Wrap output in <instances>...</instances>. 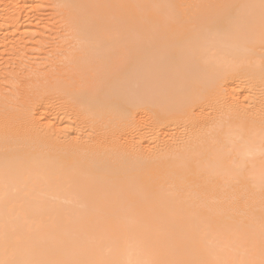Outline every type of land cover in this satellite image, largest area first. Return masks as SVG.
Listing matches in <instances>:
<instances>
[{
	"label": "bare ground",
	"instance_id": "6f19581e",
	"mask_svg": "<svg viewBox=\"0 0 264 264\" xmlns=\"http://www.w3.org/2000/svg\"><path fill=\"white\" fill-rule=\"evenodd\" d=\"M74 7L109 68L58 86L90 137L0 109V264H264V97L234 86L264 73V0Z\"/></svg>",
	"mask_w": 264,
	"mask_h": 264
},
{
	"label": "rangeland",
	"instance_id": "374dc122",
	"mask_svg": "<svg viewBox=\"0 0 264 264\" xmlns=\"http://www.w3.org/2000/svg\"><path fill=\"white\" fill-rule=\"evenodd\" d=\"M73 5L74 0H0V109L8 105V107H12L13 112H17V108L19 109V107L24 110L23 108L26 107V104L36 106L41 102L42 105L36 106V109L38 110V107H40V111H47L53 114L55 122L59 125H57L59 129L64 130L60 133V136L55 134L54 136L56 137L53 136L54 139L52 137L49 138L50 141L53 139V142L51 141L52 143H55V138L63 142L64 139L74 137H84L86 140L90 137L89 126L81 124L73 112L75 108L78 109L80 106L83 107L82 105L84 104L76 101L75 103L73 101L74 104L66 99L65 95L62 94V88H60L63 81L70 82L74 79L72 81L74 85H70L69 88L74 91L85 89V92L91 93L90 89L93 91V88H97L96 85V87L93 86V82L95 84L97 81V76L99 75L100 77L101 71L103 73L106 71L101 67L105 69V67L108 66V62L104 60L100 61L105 62L106 66H101L102 63L100 61H98L100 62L99 64L95 63L97 61L93 59L94 56L96 57L99 55L97 59L99 57L103 58V56H100V53L95 55L96 52L94 50L96 49L91 50L87 48L89 45L87 40L88 34L86 29H83L82 26L84 22V26L86 23L88 24L91 22L93 17L87 19L82 13L84 9H81V11H79L80 9L78 8V10L77 7L72 9ZM214 9H217V7H214ZM75 10H78V13L81 12V16L83 17L81 18L82 20L79 18L80 16L78 17ZM75 15H77V17ZM73 16H75V19L77 18V23L76 20L73 19ZM192 16H195V14L191 15V17ZM78 18L80 20H78ZM117 41L120 40H116V42ZM87 49L91 50L92 52H90L93 53L94 56L93 54L91 55ZM92 63H94L96 67L98 64V68H95ZM83 66L86 67V69L83 68ZM77 67L83 68V71L82 69H78L80 73L77 72ZM93 68H95V70H93ZM91 69L92 71L90 73L93 72L94 75L99 69L101 71L99 70L100 72L96 74V76H93V74H89V70ZM106 69L108 71L109 68L107 67ZM82 73H84L83 77L86 78V83H84L83 78L80 77L83 75ZM86 73L89 74L90 77L89 75L87 76ZM263 76L264 73L260 76H253L254 78L252 76H241L236 80L237 82L234 86L235 88L237 87L236 90L240 92L242 96L248 99H253V97L261 99V96L262 98L264 97ZM91 77L92 79H90ZM258 77L261 78L262 82H260L261 80ZM51 85L55 86V88L51 91L48 90L49 92L46 91L45 88L47 93H44V87ZM83 86L85 88H83ZM247 91H249V93H247ZM24 96L26 97L24 98ZM42 97L45 101H43ZM105 97L108 96L105 95ZM245 102L246 101H244V103ZM95 107L98 110H95ZM107 108L108 107H105L104 110H107ZM109 108L111 109V106ZM92 109H94L95 112H99L101 108L93 106ZM110 111L111 110H109V112ZM106 112L104 111V113ZM149 115L150 114L145 116V118L147 117L146 119L144 117L142 118V121L144 119L145 122H140L138 119L139 117L137 118L140 122H138L139 126L143 123L140 126V131L141 134L146 137L150 135L149 130L151 129V122H153ZM109 116L110 114H108V117ZM112 117L114 118L115 114L114 116L112 115ZM112 117L110 116V118ZM146 124L148 127L150 126V128H148ZM66 132L67 134H65ZM184 134L181 133L180 137L183 136L182 138H184ZM234 138L235 137H233V139ZM263 150L264 148L256 152H259L258 155L264 157Z\"/></svg>",
	"mask_w": 264,
	"mask_h": 264
}]
</instances>
